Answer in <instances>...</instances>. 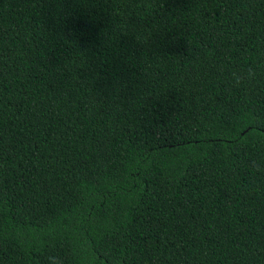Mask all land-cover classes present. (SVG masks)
<instances>
[{
  "label": "trees",
  "instance_id": "trees-1",
  "mask_svg": "<svg viewBox=\"0 0 264 264\" xmlns=\"http://www.w3.org/2000/svg\"><path fill=\"white\" fill-rule=\"evenodd\" d=\"M0 264H264V0H0Z\"/></svg>",
  "mask_w": 264,
  "mask_h": 264
}]
</instances>
